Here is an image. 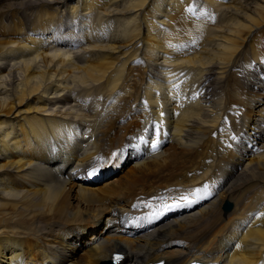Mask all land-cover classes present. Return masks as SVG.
<instances>
[{
	"label": "bare ground",
	"instance_id": "6f19581e",
	"mask_svg": "<svg viewBox=\"0 0 264 264\" xmlns=\"http://www.w3.org/2000/svg\"><path fill=\"white\" fill-rule=\"evenodd\" d=\"M6 21L0 264H264V0H22ZM126 145V177L89 185Z\"/></svg>",
	"mask_w": 264,
	"mask_h": 264
},
{
	"label": "rangeland",
	"instance_id": "374dc122",
	"mask_svg": "<svg viewBox=\"0 0 264 264\" xmlns=\"http://www.w3.org/2000/svg\"><path fill=\"white\" fill-rule=\"evenodd\" d=\"M20 1H22V0H19V1H17V0H0V19L2 17V11L6 10V7L8 6V4H10L12 2H20ZM12 22H14V23H11L12 26L15 25V24L16 25H20L21 24L20 18H17V17L16 18L14 17ZM4 24H5V26H4ZM6 24H7V21L3 22L2 25H1V27H5V28L4 29L2 28L3 30L0 31V46L6 44L8 42V39L15 38V37L10 36V35L7 34V32L10 29L8 27H6ZM6 30H8V31H6ZM27 32L29 34L31 31L27 30L26 33ZM52 36L55 37V35H52ZM243 111H244V113H246V111L248 113V110L246 109V107H243ZM245 132L248 133L249 130H246ZM168 146L169 145H166L163 149L165 150L167 148H170ZM230 149H232V146L230 147ZM134 152H137V151L131 149V146H129V145L124 146L122 148L121 152L119 153L117 159L114 161V166H113V169H112L113 172L111 173L112 175L107 180H105L103 183H101L103 180L101 182H98V183H95V182H92V181H88V182H90L89 185L94 183L95 186L100 187L102 184H104V183H106L108 181H112V179L114 180V179H118V178L119 179L125 178L126 175L133 168L132 166H133L134 162L136 161V157H134ZM51 154H52L51 156L54 157L58 153H57V151H55V149H52V153ZM136 156H137V154H136ZM123 158H124V161H123ZM108 159H110V157ZM236 160L239 161L240 159L236 158ZM119 162H124L125 165H123L122 167L116 169L117 168L116 165H118ZM70 165L72 166V162H71ZM71 166L68 169H70ZM66 172H67V168H66ZM96 173H99V175L102 178L104 176H106V175H110V172H106V174H103L102 172L97 171ZM92 174H94V173H92ZM83 185H87V182L85 184H83ZM103 218H105V215H103V217L97 223V224H99V226H94L91 223L84 224L75 234H72V235L70 234L71 235L70 236L71 240H69L67 242V246L71 247V248L67 249V253L70 256V259H72L73 261H75L77 263H81L83 261V258L85 256L84 252H86V250H87V245L89 244V242L92 241V239L95 236L97 237L100 234L99 230L101 228L100 226L102 224ZM92 230H95V234L92 232ZM142 230H143V228L141 226H139L138 228L133 229L132 231H128L127 233L130 235V237H134L137 234L141 233Z\"/></svg>",
	"mask_w": 264,
	"mask_h": 264
},
{
	"label": "water",
	"instance_id": "95a60500",
	"mask_svg": "<svg viewBox=\"0 0 264 264\" xmlns=\"http://www.w3.org/2000/svg\"><path fill=\"white\" fill-rule=\"evenodd\" d=\"M224 208H225L226 210H229V209L231 208V205L228 204V203H226L225 206H224ZM105 264H108V263H105Z\"/></svg>",
	"mask_w": 264,
	"mask_h": 264
}]
</instances>
